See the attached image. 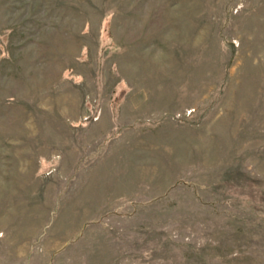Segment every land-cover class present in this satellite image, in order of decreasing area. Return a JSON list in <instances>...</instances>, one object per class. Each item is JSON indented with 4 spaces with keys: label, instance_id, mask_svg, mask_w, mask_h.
<instances>
[{
    "label": "rangeland",
    "instance_id": "obj_1",
    "mask_svg": "<svg viewBox=\"0 0 264 264\" xmlns=\"http://www.w3.org/2000/svg\"><path fill=\"white\" fill-rule=\"evenodd\" d=\"M0 264H264V0H0Z\"/></svg>",
    "mask_w": 264,
    "mask_h": 264
}]
</instances>
